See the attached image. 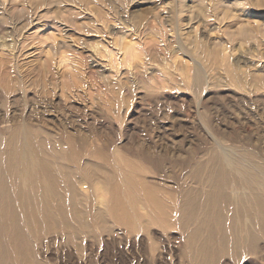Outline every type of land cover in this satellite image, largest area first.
<instances>
[{
    "label": "rangeland",
    "instance_id": "1",
    "mask_svg": "<svg viewBox=\"0 0 264 264\" xmlns=\"http://www.w3.org/2000/svg\"><path fill=\"white\" fill-rule=\"evenodd\" d=\"M222 1L233 8L225 13ZM249 12L256 14L251 26L244 22ZM260 21L264 0H0V176L14 186L15 169L4 172L3 166L25 138L49 155L54 170L75 167L74 182L91 175L88 165L93 173L97 165L116 176L97 173L83 188L88 196L76 199L93 235L71 240L64 232H43L44 247L35 246L39 262L192 264L184 241L193 228L175 225L181 194L196 187L191 171L222 153L217 140L235 158L264 165ZM124 41L139 51L123 63L118 45ZM145 184L160 190L168 206L164 222L173 225L162 222L154 205H143ZM60 191L69 198L65 183ZM103 194L119 220L108 218L112 225L101 234L94 213L104 209ZM133 209L158 219L150 225L140 219L135 231L124 223ZM66 211L71 213L69 204ZM27 212L16 211L32 242L35 225L23 221ZM5 222L1 235L8 250L14 224ZM10 252L1 264L14 261ZM243 258L224 256L214 264H264Z\"/></svg>",
    "mask_w": 264,
    "mask_h": 264
},
{
    "label": "bare ground",
    "instance_id": "2",
    "mask_svg": "<svg viewBox=\"0 0 264 264\" xmlns=\"http://www.w3.org/2000/svg\"><path fill=\"white\" fill-rule=\"evenodd\" d=\"M222 2L224 5L223 11H225L226 13L228 9H230V7L232 6H228L227 1ZM183 6H185V3L183 4ZM259 6H257L258 8L255 7L254 10L262 9V7ZM188 9L189 12H191L192 8L190 7ZM247 15L249 16V20L245 18L244 22L247 26H251L253 22L255 23L254 19L251 20V16L256 14H254V12H249ZM258 23H261V25L259 24V28L262 27L263 30L261 32H264V21H260ZM239 27L241 28V30L247 28L246 26H244V24L240 25ZM253 31L255 35L258 34V30H256L257 32H255V30ZM248 35L250 36V33H248ZM262 38L260 39L262 40ZM256 40L258 41V39ZM131 43L132 42L127 43L125 41L122 42V44L118 43V46L120 47L119 49L123 52L124 55V58L120 57L122 58L121 62L123 63L124 61L128 62L132 61L133 59H136V54L139 50H137L136 44ZM218 44L220 45V42L216 43V45ZM4 45L6 46V44ZM223 48L225 49H223V52L226 55L228 51H226L225 47ZM108 49L109 48L107 46V50ZM111 49L113 50L112 52H115L113 47ZM110 51H108V53ZM116 55H113V57ZM65 62L66 61L64 60V63ZM243 72L245 73V71ZM255 73L256 72H254L253 74L254 76ZM248 74L249 72L247 73V75ZM258 76L260 77L261 75ZM248 77L246 79H248ZM263 77L262 79H264ZM262 79L261 82H263ZM261 84L263 85V83ZM23 128L24 127L22 125L21 130ZM21 132H23V130ZM25 132L26 130L24 131V133ZM26 134L27 133H25V135ZM213 138L214 140L216 139L215 137ZM41 140H43V138ZM43 141L45 142V140ZM43 141H39V144H42ZM216 144L219 145L222 153L220 155H215L211 157L206 163H199L197 166L195 165L196 168L191 171L190 178L192 179V183L196 184V187L187 188L181 194L179 203L177 204L178 216L176 220L177 223L175 225L182 228V231L188 229L190 230V228H193L191 229L190 233H188L186 242L184 241V243H186L185 247H188L187 250L190 251L189 254H191L192 257V264H214V262L219 258L220 260H223L222 258L224 256L232 257L235 260H240L243 257L246 258V256H252L256 261L262 262L264 261V165H258L255 161L249 159L243 160V158H241L240 156L239 157L242 160H240L239 158H235L227 150L222 149L223 144L221 143V141L217 140ZM23 147L20 148L21 150L16 149L17 152L15 153H7V155L10 156L7 159V165L5 167L3 166L4 172H6L7 170L15 169L17 177H15L16 180L14 186L9 184L8 179L0 176V264L1 262L3 263L5 259L11 255V250L15 254V259L14 261L11 260L12 262H10V264H42L37 260V251L35 246L36 244L40 243L44 247L41 236L43 232L44 234L64 232L68 239L71 240L80 239V233L93 235V230L91 226L92 224L88 221L89 219L86 220L81 217L80 211L82 210H80V207H78V205L76 204V199L78 198L79 194L83 196H88L86 194L87 192H84L83 188L85 187V184L88 183L89 179H92L93 176H95L97 173H103L106 176L109 175L110 177H112V180L116 179L114 173L110 174V172H106L97 165L94 166L93 169L95 172L93 173L91 170L92 165H88L84 169H86L88 173L89 171H91V175L88 177H81V179L79 178V181L77 180L74 182L73 177L75 176L73 173L74 171L72 170L75 167H70V164H68L69 166L59 165L58 167L55 165L56 168H58V171L57 169L54 170L53 168L55 167H53L52 163H50V159L48 158L49 155L47 156L43 154L44 152L42 153L35 147L31 146L28 138H25L23 140ZM52 147L53 146H51V149L54 148ZM58 172L61 173L60 176L58 175ZM121 178H123V174ZM13 180L14 178L12 179V181ZM63 183H65V187L69 196V198L67 199H65V196H63L60 191V187L63 186ZM97 185L101 184L97 183ZM143 186L144 191L142 192L143 195H145V197H143L144 200H142L143 205L146 207L154 205L153 208L155 207L161 213V215H159L162 216V222L167 221L165 210H167L166 207L168 206L166 202L163 201V197L161 196L162 194H160V190L157 187H152L148 184H145ZM80 188H82L83 191ZM101 192H103V190H101ZM12 194H14L15 197ZM104 195L105 194L101 195L102 199H99V204L103 205L104 209H99L94 213L97 225H102L103 227V229L100 228V233L105 229V227H108L109 229V226L107 225H112L108 218H113V220H115L118 217V215L114 214L115 207H111L107 203L106 198L103 197ZM12 196L14 197V199ZM137 199L139 198L134 197V200ZM110 202L112 201L110 200ZM67 204H69L70 206V214L66 211ZM19 206L21 208L28 209V214H26L25 220L22 219L23 221H25L26 225H30L31 222L35 225H33L36 230V232L34 230L33 235L34 242L30 241L23 228L19 225L18 215L16 213L17 208ZM118 208H120V206H118ZM130 211L131 213H129L128 217L129 221H123L126 224V227L130 226L131 228L134 225L135 231L139 227L138 226L136 228L135 225H138V223L141 222L140 219H143L142 223L144 225H150L152 221L158 219V216L156 217L154 213L140 215V213L137 214L134 209L133 211ZM119 215H121L122 217L121 213ZM123 216L125 218V214ZM21 217L22 215L20 216V218ZM9 219L13 222L12 224L14 225L12 226L13 229L11 232V244L9 243L10 247L7 250L5 248L6 245L5 247L3 245L4 242H2L3 237L1 234L4 230V227H6L5 221ZM118 220L119 219H116V221ZM121 223L123 224L122 221ZM164 223L165 225L174 224H170L169 222ZM133 229L134 228H132V230Z\"/></svg>",
    "mask_w": 264,
    "mask_h": 264
}]
</instances>
